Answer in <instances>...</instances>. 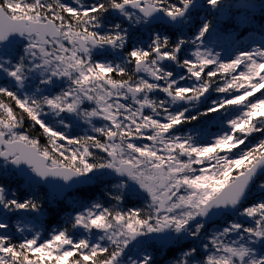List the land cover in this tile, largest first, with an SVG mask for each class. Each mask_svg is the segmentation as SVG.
<instances>
[{
    "label": "snow or ice",
    "instance_id": "6c2138e0",
    "mask_svg": "<svg viewBox=\"0 0 264 264\" xmlns=\"http://www.w3.org/2000/svg\"><path fill=\"white\" fill-rule=\"evenodd\" d=\"M255 7L0 0V162L25 185L0 183V264H154L153 242L168 264H264V39L228 31ZM109 183L115 204L77 198ZM65 200L64 226L43 219Z\"/></svg>",
    "mask_w": 264,
    "mask_h": 264
},
{
    "label": "trees",
    "instance_id": "16d2710c",
    "mask_svg": "<svg viewBox=\"0 0 264 264\" xmlns=\"http://www.w3.org/2000/svg\"><path fill=\"white\" fill-rule=\"evenodd\" d=\"M257 3H260L261 0H256ZM233 11H236V9H233ZM256 11V10H255ZM258 13L254 12L255 15V19L258 21V23L261 24V17L262 15H264V13L261 12L260 9L257 10ZM230 29L234 30L235 36L237 38L242 37L243 35H245L246 33H250V32H255V30H257V28H253V26L251 27H247V26H243L241 28H237L236 26H234L231 23V27H229ZM255 29V30H254ZM111 59H114L115 56L109 57ZM260 94L257 93V96H259ZM216 94H213L212 98L215 97ZM209 121H201L200 126L202 128H204L206 126V124ZM210 123V122H209ZM80 127H73L70 128L68 131L72 134V135H83L85 132V126L83 125L82 122H80ZM193 127H196L195 124L193 125H186L183 128H181L180 130H185V129H191ZM216 126H213L212 128L214 129ZM258 137H253V139L255 140ZM42 140H46V138H41ZM7 166H3L1 165L0 162V183H4L6 184L10 189H23L25 187V185L23 184V178L21 176H16L15 173L9 172L6 168ZM111 183H115L114 181ZM111 183L109 184H99V185H93L92 188L94 189L93 191L88 192L86 195L84 196H78L77 198L81 201H83L84 203L90 204L96 201H99L100 203L104 204V206H110L111 204H115V201H111L109 198H107L106 196V192H107V188L111 187ZM41 195H43V193H41ZM143 203V200L140 198H137L135 196H131L128 195L126 196L125 200L122 201V205L127 208V207H140L141 204ZM64 205L66 208V211H61L60 210V206L57 204H51L49 203L48 205H46L45 207V215L43 217V219L45 221H47L51 215H55L56 218L58 220L61 221V226H64L62 224V221L64 219V217L67 215L68 211H71V205L68 204L67 200L64 201ZM49 208H52L54 211L52 213H49ZM19 217L13 216L11 222L13 223V221ZM53 227L56 225H52ZM216 226H221L219 224H217ZM46 227H48L46 225ZM148 250L151 252L152 256H153V260H154V264H165L168 263L170 260V256L169 253L167 251L166 248L161 247V246H157L154 243H152V246L148 248Z\"/></svg>",
    "mask_w": 264,
    "mask_h": 264
},
{
    "label": "rangeland",
    "instance_id": "374dc122",
    "mask_svg": "<svg viewBox=\"0 0 264 264\" xmlns=\"http://www.w3.org/2000/svg\"><path fill=\"white\" fill-rule=\"evenodd\" d=\"M236 1V0H229L230 3L233 4V2ZM247 2L249 3H252V4H255L259 7V5L261 3H264V0H261L260 3H257L256 0H246ZM235 9V8H234ZM260 9V7H259ZM258 10V9H257ZM255 11L253 9L249 10L251 12V14L254 16L255 18V15H254V12L255 13H258V11ZM237 11V10H236ZM234 11V12H236ZM240 11H243V10H240ZM225 23H228L227 21H225ZM231 23L235 26V20L231 21ZM253 28H257V30H255V32H250V33H246L245 35H243L242 37L240 38H237L238 40L242 41L244 44H248V42L250 41V39H255L257 42H259L261 39H264V25L258 23V21L255 19V23L252 25ZM243 27V26H242ZM241 28V27H239ZM238 28V29H239ZM233 29V28H232ZM232 29H228V31L234 33V30ZM235 34V33H234ZM210 46H213V45H210ZM215 50L217 52H220L221 55L224 57V58H228L229 56H231L233 54V47L229 46V45H226V44H221L220 46H215ZM257 95V94H256ZM213 98H217L216 96L213 97ZM219 122V117L216 118V123ZM213 126H216L213 122H208L206 124V126L204 127V129L208 132H216L217 131V126L213 129L212 127ZM191 129H185V130H179L178 134H186L190 131ZM1 165L2 162H1ZM3 166H6V165H3ZM7 168V167H6ZM8 170V169H7ZM20 218H16L13 223L18 220ZM149 251V250H148ZM150 252V251H149ZM151 253V252H150ZM165 264H168V263H165Z\"/></svg>",
    "mask_w": 264,
    "mask_h": 264
},
{
    "label": "water",
    "instance_id": "95a60500",
    "mask_svg": "<svg viewBox=\"0 0 264 264\" xmlns=\"http://www.w3.org/2000/svg\"><path fill=\"white\" fill-rule=\"evenodd\" d=\"M239 2H240V0H236V1L233 2V4H236V3H239ZM246 2H247V1H246ZM257 9H259L258 6L255 7V8H253V10H257ZM7 169H8L10 172L15 173L16 176H20L18 173L15 172L13 166H11V165H7ZM92 186H93V185H92ZM92 186H91V187H92ZM44 187L46 188V186H44ZM153 243H154L155 245H157V246H160L158 243H155V242H153Z\"/></svg>",
    "mask_w": 264,
    "mask_h": 264
}]
</instances>
